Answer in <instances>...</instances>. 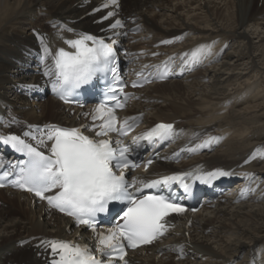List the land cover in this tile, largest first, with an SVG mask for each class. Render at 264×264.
Wrapping results in <instances>:
<instances>
[{
	"label": "bare ground",
	"instance_id": "obj_1",
	"mask_svg": "<svg viewBox=\"0 0 264 264\" xmlns=\"http://www.w3.org/2000/svg\"><path fill=\"white\" fill-rule=\"evenodd\" d=\"M263 4L264 0L122 2L121 10L128 26L139 24L143 28L139 48H149L155 53L186 48L190 54L203 45L211 51L205 64L206 52L201 55L202 68L187 79L144 88L141 94L147 102H134L130 112H144L143 121L148 126L158 121H176L178 126L188 127L191 135L196 134V139L202 138L198 135L212 132L221 135L217 139L221 140L225 133L226 139L213 152L190 158L188 165L221 167L235 177L244 176L243 180L251 177V171L254 176L264 175V123L259 125L264 120V88L256 92L259 85L248 76L255 72L258 77H264ZM78 5L79 0H0V113L7 114L4 122L12 117V111L33 123L76 124L56 99L30 105L23 95L14 93L12 86L16 89V81L26 80L16 76L22 49L35 44V29L43 32L49 29L50 33L60 28L55 35L65 38L72 34L67 29L89 26L97 30L103 26L91 27L97 16H83L89 8L78 9ZM74 19H78L76 23H72ZM249 28L254 30L252 35L257 33L252 38ZM145 36H150L147 41ZM167 37L183 42L179 47L153 48ZM231 43L242 45L238 51H226ZM183 51L178 56H183ZM221 57L223 60L216 64ZM205 78L210 81L205 82ZM242 78L244 81H240ZM209 83L207 91L205 87ZM254 152L257 155L246 164ZM176 166L167 164L165 168L175 170ZM253 191V197L247 201L203 209L181 221L180 228L172 231L165 242L184 247L186 256L182 260H175L172 254L158 257L154 246L148 249L152 250L150 254L136 252L130 261L135 264H259L258 251L264 247V190L258 194V189ZM0 201L2 206L11 205L8 209L0 207V264H42L38 258L39 252L43 255L39 241L52 235L66 236L70 220L59 214L43 213L42 205L31 204L26 194L17 191L1 190ZM22 243L25 244L22 246Z\"/></svg>",
	"mask_w": 264,
	"mask_h": 264
},
{
	"label": "snow or ice",
	"instance_id": "obj_2",
	"mask_svg": "<svg viewBox=\"0 0 264 264\" xmlns=\"http://www.w3.org/2000/svg\"><path fill=\"white\" fill-rule=\"evenodd\" d=\"M110 6L119 7V0H105L93 11L98 12ZM115 15V11H108L101 19L107 20ZM122 26L123 22L119 19L109 25L112 29ZM65 43L73 51L59 48L53 52L45 44L41 57L42 61H51L46 64L43 74L54 77L52 90L60 99L70 102L78 89L89 85L100 74L111 73L114 81H120L116 40L106 42L103 37L82 33L78 38L68 39ZM207 51L206 46L202 45L190 54L186 53L184 63L198 62ZM165 68L167 69V64ZM137 75L147 82L143 73ZM159 78L163 79L165 76L161 74ZM136 86L138 84L134 81L133 87ZM117 91L124 95L125 100L128 98L123 87H109L106 100L92 110L91 125L64 128L49 124L43 129L37 126L35 132L38 135L33 134V126H29L30 130L24 136L31 137L36 142L35 146L19 135L0 136V142L27 157L25 161L9 165L13 171H4L0 180L15 174L16 178L12 181L14 186L34 193L36 197L47 201L50 207L73 217L78 225L87 226L96 233L98 215L109 212L110 205H123L118 211L122 223L106 232L96 233L95 248L99 256L87 245L64 240L41 241V246L52 256L50 264H116V261L127 264L126 248L135 249L152 243L167 230L162 222L164 217L170 213L185 211L184 207L174 202L171 194H144V189L171 188L173 183L179 182L184 191L188 192L191 185L186 182V178L191 174L163 176L148 182L139 181V187L135 179L129 181L126 178L127 170L137 165L129 158L131 148L121 138L138 118H125L122 122L119 120L116 109L123 108L124 103L117 97ZM83 115L88 116L89 113ZM130 120L132 123H129ZM88 128H91L94 136L84 134V130ZM112 133L117 134L115 140L111 138ZM173 135L172 124L160 123L137 139L155 143L170 140ZM214 139L218 138H210L197 147H206ZM49 144L50 147H47ZM41 147H47V154ZM187 151L194 152L196 148H188ZM255 155L254 152L253 158ZM147 163L151 164L152 160L149 159ZM230 175L232 173L228 171L215 169L194 175L193 179L202 184H211L214 180ZM103 257L107 259H102Z\"/></svg>",
	"mask_w": 264,
	"mask_h": 264
},
{
	"label": "rangeland",
	"instance_id": "obj_3",
	"mask_svg": "<svg viewBox=\"0 0 264 264\" xmlns=\"http://www.w3.org/2000/svg\"><path fill=\"white\" fill-rule=\"evenodd\" d=\"M251 5H252V4H251ZM263 5H264V4H263ZM261 8H262V7H261ZM243 28H244V27H243ZM250 30H251V31H250ZM260 30H261V29H259V31H260ZM248 31H249V32H248V33H249V36H250L251 38L254 37V35L257 34V33H256V34H253V35H252V32H254V30H253V29H250V28H249ZM254 41H257V39H255ZM240 45H242V43H235V44H234V43H231V44L228 45L229 48H227V47H226V48H227V50H229V51H231V52H232L233 49H234L233 51H238ZM237 46H238V47H237ZM222 60H223V58L221 57L218 61L221 62ZM244 60H245V59H244ZM244 60H243V61H244ZM218 61H217V62H218ZM243 61H242V62H243ZM217 62H216V63H217ZM219 62H218V63H219ZM239 62H240V61H238V63H239ZM242 62H240V63H242ZM240 63H239V64H240ZM218 67H219V66H218ZM240 67L243 68L242 66H240ZM248 76H252L253 79L251 78L250 80H252V81L256 80L257 84L259 85L258 88H257V90H256V92H260V91L263 90L262 92L264 93V89H262V88H264V86H263V85H264V77H258V76L256 75L255 72H250V74H249ZM244 78H245V77H244ZM244 78H242L240 81H244ZM207 80H208V78L205 80V82H206ZM208 81H210V80H208ZM210 85H211V83H209L208 87H209ZM234 86H235V85H234ZM208 87H205L207 91L210 90V87H209V88H208ZM232 87H233V86H232ZM232 87H231V88H232ZM260 87H261L262 90L260 89ZM208 89H209V90H208ZM259 90H260V91H259ZM263 93H262V94H263ZM252 94H253V93H252ZM252 94H251V95H252ZM260 94H261V93H260ZM257 98H258V96H256L254 99L256 100ZM246 105H247V103L241 105L240 108H241V109H242V108H245ZM263 123H264V120L261 121V122L259 123V125H261V124H263ZM250 131H251V130H250ZM249 134H250V133H249ZM262 140H264V139H262ZM262 140L259 139V141H261V142H262ZM252 143H254V144L257 145V142H255V141H252ZM252 146H255V145H252ZM10 206H11V205L8 206V205L4 204V207H6L7 209H8ZM5 217H6V216H5ZM262 248H264V247H262ZM262 250H263V253L260 255V257H261V256H264V249H262Z\"/></svg>",
	"mask_w": 264,
	"mask_h": 264
}]
</instances>
